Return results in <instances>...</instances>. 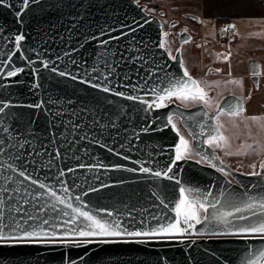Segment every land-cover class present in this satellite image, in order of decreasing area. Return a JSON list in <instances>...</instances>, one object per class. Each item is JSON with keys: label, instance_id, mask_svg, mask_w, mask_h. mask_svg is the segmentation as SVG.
<instances>
[{"label": "water", "instance_id": "water-1", "mask_svg": "<svg viewBox=\"0 0 264 264\" xmlns=\"http://www.w3.org/2000/svg\"><path fill=\"white\" fill-rule=\"evenodd\" d=\"M21 3L6 0L0 4V73L4 74L0 76V106L8 105L0 113V140L4 141L0 145V188L7 189L0 192V200L4 201L0 212L6 223L12 217L23 220L26 213L44 216L37 209L54 199L47 189L18 176V171L25 168L33 179L51 185L59 196L71 198L74 207H83L108 221L119 218L129 230L150 229L178 219L174 208L183 198L181 187L197 190L206 205L216 204L215 208L209 207L205 213L208 216L234 212L249 197H264L262 173L251 175L231 168L206 143L210 130L216 133V111L203 103L156 106L162 89L171 87L176 79L187 80L181 47L172 54L163 42L164 26L159 14L164 10L150 12L140 0H30L20 18L23 23H18L15 14L21 11ZM187 15L197 17L201 23L198 14ZM18 34L25 36L19 50L14 39ZM194 34L183 30L177 38L183 45L185 38L191 41ZM13 51L15 55L10 56ZM45 60L48 68L43 67ZM247 63L248 74L256 80L260 60L251 56ZM17 68L24 71L14 77L6 75ZM254 71L259 74L254 76ZM60 72L66 75L60 76ZM103 87L110 91L104 92ZM118 92L139 99L128 100L115 94ZM232 102L244 108L239 95L228 93L221 98L218 109L227 111ZM37 103L42 107H29ZM148 104L153 107L149 109ZM172 115L179 117L192 137L195 151L210 164L190 157L175 160L181 134L172 127V121L169 123ZM20 143L24 148L19 147ZM9 164L16 170H10ZM141 165L162 173L171 167L168 176L173 179L143 173L139 171ZM130 168L137 171H128ZM61 170L65 175L58 181L55 177ZM8 176L13 181L6 182ZM20 180L24 182L18 183ZM60 181L65 182L68 192L62 190ZM17 188L19 192L13 191ZM37 192L45 195L31 202L28 193ZM207 192L212 195L205 198ZM186 194L192 199V193ZM76 196L81 201L75 200ZM22 198L30 203H17ZM12 207H22L25 212H10ZM60 209L71 211L58 204L57 211ZM109 211L113 216L107 215ZM154 216L162 219L158 221ZM227 219L246 223L234 217ZM201 220L183 235L144 238L148 242L143 244L0 246V264H65L66 257L75 264H248L249 260H260L254 253L264 249V240L225 234L228 226L219 219Z\"/></svg>", "mask_w": 264, "mask_h": 264}, {"label": "snow or ice", "instance_id": "snow-or-ice-1", "mask_svg": "<svg viewBox=\"0 0 264 264\" xmlns=\"http://www.w3.org/2000/svg\"><path fill=\"white\" fill-rule=\"evenodd\" d=\"M35 2V0H33ZM209 5L216 4L221 2V0H206ZM6 3V0H0V4ZM30 0H22L21 3V11L16 12V17L18 23H23L20 19L23 15V10H26L29 7ZM195 19V17H193ZM231 27L235 28V25ZM132 31H135L133 28ZM187 31V29H185ZM227 31V29H225ZM15 44L16 49H20V42L25 40V36L23 34H18L15 36ZM189 38H185L184 43H188ZM101 43H108V41H102ZM15 55V51L10 53V56ZM22 59L27 60L26 56H22ZM172 59H176V57H172ZM29 63H33L32 61H28ZM43 67L48 68L49 62L43 61ZM53 72L56 71L55 68L51 69ZM24 68H17L14 70H10L6 73L8 77H14L18 73L23 72ZM38 72V70H36ZM155 74V73H153ZM256 71L253 72V75H258ZM4 75L0 73V76ZM60 76H65V72H60ZM183 76L187 78L184 79H176L171 83V87H167L162 89L163 95H158V100L161 103H158L157 107H163L162 103L166 98L170 99L175 96L181 100H190V101H199L202 102L205 106L209 105V100L207 99V93L204 92L203 88H200L199 82L193 80L189 75L187 69L184 70ZM76 79V77H72ZM190 81V83H189ZM235 83V81H234ZM242 83V82H241ZM258 86V84H257ZM35 87H39L38 84ZM92 87H100V85L93 84ZM104 92H109L110 88L103 87ZM155 91V89H153ZM116 95L125 97V93L118 92ZM128 100H137L139 97L128 95L125 97ZM8 107V105L0 106V113L4 111V108ZM29 107L41 108L42 104L37 103L35 105H30ZM153 105L148 104V108L151 109ZM228 113L233 116H237L243 111V106L237 102L235 104H229ZM224 114V110L222 109L220 114H218L215 119L217 121L216 128L214 131L215 135L212 134V130H210L209 135L207 137V143L209 146L214 147H227L228 141L227 138L223 136V133L219 131L220 128L223 127L222 124L219 123V115ZM207 115V113H205ZM171 117H169V123H171ZM253 120H261L264 121V117H252ZM172 127L175 128L176 125L172 124ZM204 125H201L203 128ZM143 131L147 132L148 129L145 128ZM223 142V143H221ZM4 141L0 140V145H3ZM20 148H24V143L19 144ZM109 151H113L112 149H108ZM193 152L192 146L189 144V141L186 140L183 136L180 137V144L176 147V155L175 160H183L190 156ZM57 155H59V151L57 150ZM127 159V157H125ZM19 159V156L17 157ZM34 163V162H33ZM51 161H49V164ZM82 166V165H81ZM215 166V165H214ZM117 168L121 167L119 165ZM255 168V165L252 166ZM261 169L264 170V163L261 164ZM10 170H16L12 164L8 165ZM128 171L135 172L137 169L130 168ZM68 171H72L69 169ZM139 171L143 173H150L155 177L164 176L168 179H173L172 176H168V173L172 171L171 167H168L163 173L161 171H153L148 167H141ZM223 171V169H221ZM227 175V173H225ZM261 173L253 171L251 175H260ZM65 173L63 170L60 171L59 175L55 177L58 181L60 177L64 176ZM18 176L24 178V180H28L32 185H38L40 189H47V194H49L52 198V202H45L40 205L37 209V212L45 213L44 216L34 215L32 213H26L23 220L17 219L15 217L10 218V220L6 223L4 219L3 212H0V246H13L17 244H25V243H43L50 245H62L66 248L72 247H80L85 244L92 243H100V244H111V243H147L148 240L144 238H165L172 237L177 235H183L189 231V229H194L196 224H200L201 220V212L208 213L209 207L215 208L216 204L206 205L205 202L201 199V194L192 188L185 189L181 187L179 189L182 199L175 205L176 217L178 219H174L173 222L169 223H159L158 226L152 228H145L142 230H129L127 227L122 225V221L117 218L111 221L104 220L98 218L96 215H93L90 211H85L83 207H74L70 202L71 198H65L59 196L56 191L52 189L51 185L40 182L37 179H33L32 175L27 174V169L19 170ZM6 182L13 181V177L8 176L4 178ZM24 180L18 181V183H23ZM15 182V181H14ZM62 190L64 192H68L69 189L65 186V182L60 181ZM97 189H90V191H96ZM7 191V189L0 188V192ZM15 192H19L20 189H13ZM27 192V190H25ZM186 193H192V199H189V196ZM32 196V201H38L41 197L45 195L44 192H37L35 194L28 193ZM88 193L85 192L84 195ZM204 197H210L212 195L211 192H207L203 194ZM11 199V197H9ZM75 200L81 201L80 196H76ZM19 204H28L30 201L28 199H21L17 201ZM163 203V201H162ZM64 205L65 209H70L71 211H66L64 209H60L57 211V205ZM4 208V201L0 200V209ZM106 211V210H100ZM250 215H239L236 213H244L249 212ZM10 212L21 213L25 212L22 207H12L10 208ZM55 213L56 215H51ZM108 216H113L112 212H107ZM228 217H234V220L238 221H246L244 224H237L233 220L227 219ZM66 218V219H65ZM153 219L161 220L162 217H153ZM209 219H219L223 221V223L228 226L229 232L225 234H232L237 236H244L247 238H259L264 240V197H260L257 199L256 197H249V201L244 204L243 207H235L234 212H225L222 216H217L216 213H212L211 216L205 215L203 220L207 221ZM32 221L33 223H29ZM144 223V221H141ZM181 223L186 225V227H181ZM47 226V228L45 227ZM63 228V231H59V229ZM215 234V233H212ZM111 238H120V239H111ZM127 238H141V239H127ZM254 255H258L260 257L259 261L249 260L248 264H264V249L256 250ZM65 264H75L70 257L65 258Z\"/></svg>", "mask_w": 264, "mask_h": 264}, {"label": "crops", "instance_id": "crops-1", "mask_svg": "<svg viewBox=\"0 0 264 264\" xmlns=\"http://www.w3.org/2000/svg\"><path fill=\"white\" fill-rule=\"evenodd\" d=\"M195 1V9L190 11L198 13L201 17L200 34H204L200 35V53L218 70L219 63H213L215 61L213 51L216 47L205 33L213 28L217 35L218 25L226 19H230L235 25L229 41L225 43L230 55H235V57L229 59V68L222 72L219 71L222 76L233 81L232 89L227 91H235L242 96V99L244 96L245 112L243 114L250 118L259 117L264 113V88L252 90L245 76L248 70L243 63L239 64L238 61L245 62L249 56L257 57L262 65L261 79L264 81V0H221L212 5H209L206 0Z\"/></svg>", "mask_w": 264, "mask_h": 264}, {"label": "rangeland", "instance_id": "rangeland-1", "mask_svg": "<svg viewBox=\"0 0 264 264\" xmlns=\"http://www.w3.org/2000/svg\"><path fill=\"white\" fill-rule=\"evenodd\" d=\"M158 3L160 6L154 8L153 10L161 9L169 12L170 14H181V12L184 11L194 10L196 6L195 0H159ZM202 34L204 33H201L200 35ZM205 35L211 38L216 47L213 51V60H215L213 63H219V70H221V72L225 71L226 68H229V59H233L235 55H230V52H228L229 49L225 47V44L216 40L217 35L215 29H210V31L205 33ZM184 53H186V55L191 54L190 44L184 47ZM245 54L248 55L249 53ZM188 58L191 66L194 65L198 68H200V66H207V64L205 65L203 55L200 53V49L199 52L197 51L194 55H189ZM199 83L205 90L212 92L211 96L207 98L209 100V105L206 107L209 110H213L218 99L227 90L232 89V85L229 84L228 78L221 75L216 78L202 75L199 79ZM182 101L186 104L200 103L199 101ZM230 122L233 124L231 127ZM219 123H222L223 127L221 130L223 132V136L226 137L228 141L227 147H219L224 158L232 166L241 169L240 171L243 173L251 174L253 171H256L262 173L264 176V170L260 167L261 164L264 163V121L253 120L252 117H247L244 114L239 116L237 115L234 119H232L224 113L219 115ZM244 137H250L251 141H239ZM253 165H255V168L252 167ZM200 215L202 218L205 213L201 212ZM181 226L186 227L183 223H181Z\"/></svg>", "mask_w": 264, "mask_h": 264}, {"label": "flooded vegetation", "instance_id": "flooded-vegetation-1", "mask_svg": "<svg viewBox=\"0 0 264 264\" xmlns=\"http://www.w3.org/2000/svg\"><path fill=\"white\" fill-rule=\"evenodd\" d=\"M150 12L158 13L159 10L158 9H155V10H152ZM187 13H195V14H198V13L192 12V11H184V12H181V14H178V13L177 14H170L169 12L164 11L162 14H159V16H160V18H161V20L163 22V26H164V39H163L164 44L167 47H169V49H170V51H171L172 54L174 53V51L176 50V48L181 47L183 67H184V69H187L188 70V72H189L190 75H193L194 77H196L197 80H198V82H199V79H200V77L202 75H204V76H210L211 78H216V77H218L220 75L222 76V73L217 68H215L211 64V62L207 60V58H204V56H203V59L205 61V65L207 64V66H205V67L200 66V68H198V67H195L194 65L193 66L190 65L188 56L191 55V54L194 55V53H196L197 51L199 52V49H200V45H201L200 44L201 24L199 23L197 17H195V19H193V17L188 16ZM185 29H187V31H189V32H196L197 34H194L193 35V39L191 41H189L188 43H184L182 45V44H180V42L178 41V38H176V37L178 36V32L179 31H183ZM188 44H190V53L191 54H187L186 55V53H184V47L186 45H188ZM238 63L239 64L240 63H243L246 66V69L248 70L247 59L245 60V62L244 61H242V62L241 61H238ZM260 68H261V71H260L259 77L256 80L255 79H252L251 76L247 72L245 73L246 79L249 81V83H250V85L252 87V90H256L257 88H258L257 90H260V89L264 88V81H262V79H261V74H262V65L261 64H260ZM240 74H242V73H240ZM228 80H229V84L232 85V82L233 81L231 79H228ZM256 83L258 84V86H257ZM205 91L208 93L207 98H209L211 96L212 92L207 91V90H205ZM228 93H234L236 95H239L235 91H232V90L226 91L218 99V101H217L216 106L214 107V109L211 110V111H216L215 117L218 114H220V112H221V110L218 109L219 102H220L221 98L225 94H228ZM240 97L242 98V96H240ZM244 99L245 98L243 96V102L245 103V100ZM171 102H176V103H179V104L184 105V106H192V105H195V104H199V103L186 104L181 99H179V98H177L175 96L171 97L170 99L166 98L162 103L164 105H167V104H169ZM158 103H161V101L158 100L157 104ZM230 104H234V103L232 102ZM244 112H245V107L243 108V111H241L239 115H242ZM224 113L227 114L229 116V118L234 119L236 117V116L230 115L228 113V111H226V110H224ZM259 117H264V113L260 114ZM171 118H172L171 119L172 123L176 125L175 129L181 134V136H183L186 140H188L189 141V144L192 146L193 152L188 157L193 158V159H195V160H197V161H199V162H201L203 164H210L209 161H207L202 155H200L198 152L195 151V149L193 147V144H192V137L189 134V132L186 130V128L182 125L179 117L176 116V115H172ZM215 122H216V125H217L216 119H215ZM231 126H233V124L230 122V127ZM219 131L222 132L221 128L219 129ZM215 134H213V135H215ZM207 137L205 138V141H207ZM246 140H247V142H249V141H251V138L250 137H247V138L244 137V138L240 139L239 141H246ZM210 147L217 152V154L219 155L221 161L227 163L233 169L241 170V169H239L237 167L232 166L224 158V156H223V154H222V152H221V150H220L219 147H214V146H210ZM222 172L223 173H227V176L231 180H233V178L231 177V175L226 170H223Z\"/></svg>", "mask_w": 264, "mask_h": 264}, {"label": "built area", "instance_id": "built-area-1", "mask_svg": "<svg viewBox=\"0 0 264 264\" xmlns=\"http://www.w3.org/2000/svg\"><path fill=\"white\" fill-rule=\"evenodd\" d=\"M232 25L233 23L230 19H226L218 25L217 40L220 43L225 44L229 41V38L233 33ZM225 29H227V31H225Z\"/></svg>", "mask_w": 264, "mask_h": 264}, {"label": "trees", "instance_id": "trees-1", "mask_svg": "<svg viewBox=\"0 0 264 264\" xmlns=\"http://www.w3.org/2000/svg\"><path fill=\"white\" fill-rule=\"evenodd\" d=\"M159 0H141V2L145 3L147 5V10L152 11L154 8H157L160 6L158 3ZM164 7V6H162ZM165 8V7H164Z\"/></svg>", "mask_w": 264, "mask_h": 264}]
</instances>
